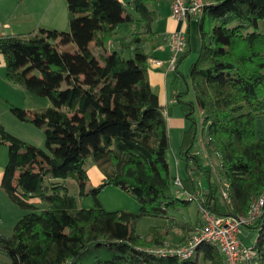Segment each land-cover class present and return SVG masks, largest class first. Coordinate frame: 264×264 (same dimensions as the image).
Segmentation results:
<instances>
[{"label": "trees", "instance_id": "obj_1", "mask_svg": "<svg viewBox=\"0 0 264 264\" xmlns=\"http://www.w3.org/2000/svg\"><path fill=\"white\" fill-rule=\"evenodd\" d=\"M64 1L68 31L39 27L0 36L7 81L50 102L33 111L9 104L13 117L42 132L45 149L0 125V146L7 148L0 189L27 211L10 235L0 233V254L10 264H225L211 245L185 259L147 250L163 247L173 229L183 244L200 227L168 215L175 202L189 200L173 190L167 119L150 87L140 45L143 36H154L156 14L149 5L156 0H129L134 15L119 0ZM202 1L199 53L185 75L177 68L188 51L173 70V82L181 76L186 84L174 95L188 123L177 154L186 172L180 180L186 193L197 195L191 171L202 172L206 185L196 197L198 207L237 217L264 197V140L256 138L253 123L264 116V0ZM122 23H139L141 30L112 42ZM187 42L186 37V48ZM196 113L201 130L207 128L205 152L220 161L218 181L191 152ZM89 162L102 175L95 186L88 183ZM66 180L76 183L78 200L91 198V207L78 206ZM107 186L132 197L138 212L105 210L98 194ZM142 217L169 221L139 235ZM242 231L256 232L254 245L264 264V209Z\"/></svg>", "mask_w": 264, "mask_h": 264}, {"label": "rangeland", "instance_id": "obj_2", "mask_svg": "<svg viewBox=\"0 0 264 264\" xmlns=\"http://www.w3.org/2000/svg\"><path fill=\"white\" fill-rule=\"evenodd\" d=\"M61 1V6L57 4L56 0H47L45 4L41 2L31 3L30 0H0V31H5L11 34L28 33L37 30L39 27L52 28L57 31H68V11L67 5L64 0ZM153 6H165V0H156L152 4ZM48 7V9H46ZM3 24H8L4 26ZM261 30L264 31V21L261 22ZM185 35V34H184ZM195 47L188 51L187 55L181 60L183 61L181 66L182 75H185L188 69V65L195 60L199 51ZM180 66V63H179ZM188 66V67H187ZM174 70V69H173ZM172 70V72H173ZM178 70V69H177ZM179 80L176 82L178 85V90H185L186 84L181 76H178ZM22 92L14 93V98L19 105H14L16 107L22 108L24 110L33 111L42 107H49L50 102L45 97L35 96L28 91L21 88ZM26 95V96H25ZM13 105V104H10ZM9 115V103L7 104ZM13 119L18 121L15 117L11 115ZM171 115L169 120L171 119ZM196 118L197 125V135L194 147L191 152L198 154L202 160V163L208 166L213 173V177L216 181L220 180V161L216 154H207L205 152V137L207 135V128H200V116L196 113L194 114ZM22 123V122H21ZM254 131L256 138L264 140V116L256 117L254 120ZM24 127L32 131V134H27L25 137L31 143L36 144L37 139H41V149L44 148V137L40 130L34 128L29 124H22ZM170 138V147L166 153V161L169 166L170 174L173 176H178L179 178H184L186 176L185 164L178 158V147L180 142V136L175 133V131L170 130L168 132ZM38 137V138H37ZM86 173L88 175L89 184L95 186L99 183L101 179V173L98 168L91 162L87 163L85 166ZM191 177L196 185V192L198 197L205 189L206 181L204 174L198 171H191ZM66 186L68 187V193L74 195L78 201V206L91 207V198L78 200V188L76 183L72 180H66ZM178 188L173 185V190L176 191ZM98 200L101 206L108 211H114L118 209L127 210L129 212H138L139 205L135 200L121 191L120 189L107 186L98 194ZM198 205L196 198L195 200H190L184 203L175 202V204L169 209L168 215L173 216L179 221H186L190 225L200 226L201 218L197 211ZM27 211L20 209L13 202L10 201L8 196L0 189V233L4 235H10L13 231L14 224L18 219H20ZM169 219L154 218V217H142L139 219L136 225V232L139 235H145L151 228L160 227L167 224ZM243 241L246 245L251 246L254 244L256 239V232L250 231L245 233L242 231ZM245 235V236H244ZM181 234L177 229L171 230L165 237V246L170 248H178L182 246L180 241ZM203 246V245H202ZM203 247L199 248L198 252H201ZM0 264H10L8 258L0 254Z\"/></svg>", "mask_w": 264, "mask_h": 264}, {"label": "crops", "instance_id": "obj_3", "mask_svg": "<svg viewBox=\"0 0 264 264\" xmlns=\"http://www.w3.org/2000/svg\"><path fill=\"white\" fill-rule=\"evenodd\" d=\"M30 1L31 3L41 2L42 5L47 2V0H30ZM56 1L57 4L61 6V1L60 0H56ZM119 1L124 5L128 13L134 15L133 10L126 5V3L129 0H119ZM152 4L153 3L149 5V8L153 10L156 14V19L151 23V30L154 33V36H152L148 40H145L146 36H143L142 39H144V41L140 45L148 58L147 72H148L149 84L151 89L158 96L160 105L164 108V113L167 119L168 132L170 130L175 131V133L178 134V136H180L181 139L182 133L186 129L188 123L184 118L180 107L175 103L174 95L177 92H184V90L183 91L178 90L179 89L178 85H176V82L175 83L173 82L174 73L172 72V70L169 69L167 63V59L170 55V50L167 44V40L171 32L181 30L185 34V37H187L188 40L187 48L185 49V51H190L191 48L194 49L195 47L199 48L200 39H199L198 20L189 19L185 22L174 21L170 18V7L167 0H165V6H166L165 8L162 5L161 6L157 5L155 7ZM46 9H48V7H46ZM3 25L7 26L6 28H9L8 24H3ZM140 30L141 29L139 23H135L134 25H131L129 23H122L118 25L115 31V35L112 38V42L119 38H124V37L128 38L132 35V33ZM19 34H25V33H19ZM1 35H17V34H11L5 31L2 32L0 31V36ZM126 54L130 55L131 53H126ZM156 60H160L162 61V63L160 65H155L154 61ZM183 61L180 62V66H178L177 68L178 69L177 71H179L180 73H183L181 72V66ZM177 79L179 80L178 77ZM21 88H22L21 86L14 85L7 81L5 75L4 59L3 56L0 54V125H2L7 132L18 137L19 139L28 142L33 146L41 147V142H42L41 139H37L36 144L29 142V140L25 137V135L32 134V131L24 127L22 125L23 123L21 122L19 123L18 121L13 119L11 115H9L8 113V107H7L8 103L13 105H19V103L16 102L14 98V93L21 94L22 92ZM170 115L172 118L169 120ZM6 162H7V148L2 145L0 146V177L6 165Z\"/></svg>", "mask_w": 264, "mask_h": 264}, {"label": "built area", "instance_id": "obj_4", "mask_svg": "<svg viewBox=\"0 0 264 264\" xmlns=\"http://www.w3.org/2000/svg\"><path fill=\"white\" fill-rule=\"evenodd\" d=\"M170 7V18L174 21L185 22L189 19H198L202 13L204 2L202 0H167ZM167 44L170 55L167 59L168 67L173 70L178 56L186 48L184 33L173 31L169 34ZM160 65L162 61H154ZM173 185L178 189L174 191L176 197L186 196L188 200H195L196 195L186 193L182 189L181 180L175 177ZM221 195L226 199L225 191ZM264 209V197L260 196L253 200L244 215H218L212 214L204 208L198 207L201 225L192 236L178 248L167 246L148 248L147 250L157 255H177L180 258H189L195 255L202 245L216 247L223 257L225 264H261L255 245L248 246L240 241L242 228L251 225Z\"/></svg>", "mask_w": 264, "mask_h": 264}, {"label": "bare ground", "instance_id": "obj_5", "mask_svg": "<svg viewBox=\"0 0 264 264\" xmlns=\"http://www.w3.org/2000/svg\"><path fill=\"white\" fill-rule=\"evenodd\" d=\"M199 248H200V247H199ZM199 248H198V249H199Z\"/></svg>", "mask_w": 264, "mask_h": 264}]
</instances>
